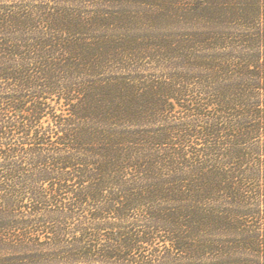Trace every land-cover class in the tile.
Wrapping results in <instances>:
<instances>
[{"label":"trees","instance_id":"16d2710c","mask_svg":"<svg viewBox=\"0 0 264 264\" xmlns=\"http://www.w3.org/2000/svg\"><path fill=\"white\" fill-rule=\"evenodd\" d=\"M0 264H264V0H0Z\"/></svg>","mask_w":264,"mask_h":264}]
</instances>
